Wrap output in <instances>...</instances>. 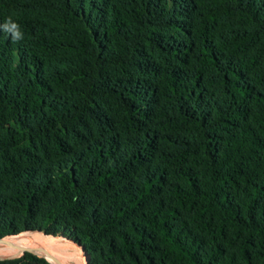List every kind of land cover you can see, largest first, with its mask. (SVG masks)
<instances>
[{"label": "trees", "instance_id": "trees-1", "mask_svg": "<svg viewBox=\"0 0 264 264\" xmlns=\"http://www.w3.org/2000/svg\"><path fill=\"white\" fill-rule=\"evenodd\" d=\"M9 16L0 239L60 233L90 264H264V0H0Z\"/></svg>", "mask_w": 264, "mask_h": 264}, {"label": "bare ground", "instance_id": "bare-ground-1", "mask_svg": "<svg viewBox=\"0 0 264 264\" xmlns=\"http://www.w3.org/2000/svg\"><path fill=\"white\" fill-rule=\"evenodd\" d=\"M23 233H32V232H23ZM21 234V233H19ZM10 235L2 238L4 240L8 237L17 236ZM0 240V241H1ZM57 243V244H56ZM79 247V246H77ZM37 248H43L45 250L54 251L60 255V257L64 259H68L69 261L76 262V264H85L84 252L82 253L79 247L76 248L77 252L73 251V247L71 246L70 241H66L65 239H53L52 237L45 236L43 240H38L33 236H27L24 238L16 239V240H8L3 243H0V258L6 257L13 253H20L25 250H36Z\"/></svg>", "mask_w": 264, "mask_h": 264}, {"label": "rangeland", "instance_id": "rangeland-1", "mask_svg": "<svg viewBox=\"0 0 264 264\" xmlns=\"http://www.w3.org/2000/svg\"><path fill=\"white\" fill-rule=\"evenodd\" d=\"M23 234V233H21ZM24 234H27V233H24ZM27 236H33L34 238H37L39 241L40 240H43V238L45 236H48V237H52L53 239H65L66 241H70L71 242V246L73 247V251L74 252H77V249H79V247L81 249H79L83 254H84V257H85V264H90V258L89 256L86 254V252L83 250V248L81 246L77 247L78 245L76 243H74L70 238L68 237H65V235H61L60 233H58L56 236H52V235H48L44 232H39V231H35V232H32L31 234H28V235H24V236H19V237H14V238H6L4 240H1L0 243H3L5 241H8V240H16V239H20V238H24V237H27ZM57 244V243H56ZM24 252H29V253H32L34 255H37L39 257H42L44 259H46L47 261H49L51 264H76V262H73V261H69L68 259H64L62 257H60V255L54 251H49V250H45L43 248H37L36 250H25V251H21L20 253H13V254H10L6 257H12V256H19V255H22ZM2 258V257H1Z\"/></svg>", "mask_w": 264, "mask_h": 264}, {"label": "clouds", "instance_id": "clouds-1", "mask_svg": "<svg viewBox=\"0 0 264 264\" xmlns=\"http://www.w3.org/2000/svg\"><path fill=\"white\" fill-rule=\"evenodd\" d=\"M4 32L10 34L14 42H19L23 39V33L21 31L20 25L9 16L6 22L3 25H0Z\"/></svg>", "mask_w": 264, "mask_h": 264}, {"label": "water", "instance_id": "water-1", "mask_svg": "<svg viewBox=\"0 0 264 264\" xmlns=\"http://www.w3.org/2000/svg\"><path fill=\"white\" fill-rule=\"evenodd\" d=\"M1 239H2V238H1ZM1 239H0V240H1ZM19 256H20V255H19ZM19 256H12V257H2V258H0V259H2V260H3V259L14 258V257H19Z\"/></svg>", "mask_w": 264, "mask_h": 264}]
</instances>
